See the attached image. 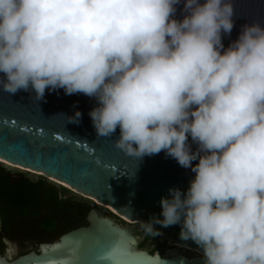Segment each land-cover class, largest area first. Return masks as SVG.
<instances>
[{"label": "clouds", "instance_id": "obj_1", "mask_svg": "<svg viewBox=\"0 0 264 264\" xmlns=\"http://www.w3.org/2000/svg\"><path fill=\"white\" fill-rule=\"evenodd\" d=\"M235 19L234 0H0V89L93 98L96 136L189 169L139 229L179 225L202 264H264V21L225 46Z\"/></svg>", "mask_w": 264, "mask_h": 264}, {"label": "water", "instance_id": "obj_2", "mask_svg": "<svg viewBox=\"0 0 264 264\" xmlns=\"http://www.w3.org/2000/svg\"><path fill=\"white\" fill-rule=\"evenodd\" d=\"M234 8L236 19L231 35L222 36L225 46L230 39H235L241 24L254 19L264 21V0H234ZM179 16L178 6L177 18ZM94 104L93 98L83 94L66 95L63 89H46L40 101L23 90L10 95L0 89V159L52 177L132 222L159 217L160 198L168 195L170 187L186 190L193 174L163 151L144 156L136 164L133 158L114 147L112 141L119 134L118 128L111 138L96 136L88 115ZM74 109L81 112L79 123L66 122L62 115H57H71ZM4 119H7V125L3 124ZM56 137H60V142ZM82 145L88 153L94 152L100 166L93 163V155L80 151ZM121 167L127 172L109 175V170L115 172ZM11 173L22 175L19 172ZM22 176L18 177L17 182ZM68 198L82 201L73 196ZM87 221V225L61 235V230L50 233L24 231L18 234L1 231L12 243L14 251L12 259L0 254V264H36L47 258L70 259L82 240L89 247V255L84 259L92 261L98 239L105 244L119 240L133 252L127 258L139 264H202V257L199 256L188 258L177 253L162 257L142 249L130 230L116 224L98 207L88 211ZM153 226L171 243L200 251L191 241H180L179 225ZM43 241L46 242L40 243ZM38 244V250H31L37 248Z\"/></svg>", "mask_w": 264, "mask_h": 264}, {"label": "flooded vegetation", "instance_id": "obj_3", "mask_svg": "<svg viewBox=\"0 0 264 264\" xmlns=\"http://www.w3.org/2000/svg\"><path fill=\"white\" fill-rule=\"evenodd\" d=\"M3 172L12 185L18 184L24 179H28L25 176H22L18 173H11L5 169ZM19 176H22V179L17 182ZM28 180L37 183L36 186L39 192L38 194L40 197H42V199H39L38 204L29 211V217L27 218L16 215L11 217L9 216V218L4 219L0 216V235L1 231L4 233L13 232L14 234H18L24 231L50 233L57 232L59 230L62 231L59 234L61 235L62 233H65L76 227L87 225V213L92 207L109 209L107 206L103 207L101 206V203H97L93 200L92 201L94 202L95 206L89 207L87 206L86 202L75 199L72 200L65 195H61L52 184H48L47 182L41 180ZM62 187L65 188L64 186ZM65 189L71 191L70 189ZM44 196L45 198H43ZM47 225L51 226L49 227ZM44 242L46 241L40 243ZM4 243L5 242L3 238L0 237L1 246L4 245ZM39 244L37 245V248L31 250H38Z\"/></svg>", "mask_w": 264, "mask_h": 264}, {"label": "rangeland", "instance_id": "obj_4", "mask_svg": "<svg viewBox=\"0 0 264 264\" xmlns=\"http://www.w3.org/2000/svg\"><path fill=\"white\" fill-rule=\"evenodd\" d=\"M0 166L3 167L5 170L10 171V172H19L23 176H25L28 179L33 180V181H37L38 179L45 180L46 182L54 185L61 195H65L67 197L73 196L75 198H78V199L86 202L89 207L95 206V204L93 202L94 201L93 199L85 197V196H83L81 194H78V193L72 191L69 187H66V186H64L62 184H59L57 182H54V181L50 180L46 175L35 174V173H32L30 170H26V169L14 168V167H11V166L7 165L3 161H0ZM62 186H64L67 189H70L71 191L66 190ZM101 210L106 216H108L109 218L114 220V222L116 224H118L120 226H123V227L127 228L128 230H130L132 232V234L136 237V240H137L139 246L142 249H145V250H147L150 253L159 254L162 257H168L170 255L177 254V253H182V254H184L187 257H191V256L194 255L193 251L187 250V249H185L183 247H178L175 243L173 244V243L170 242V240H167V239H166V241H167L168 247L161 252L159 249L156 248V243L159 242V240H161L162 238H164L163 234L162 235H158V236L153 237V238L150 237L148 240H144V234L139 229V220L130 222V221H127L126 219H124L123 217L119 216L118 214L114 213L110 209L103 208ZM0 237L3 238V240L5 242L4 245H2V246L0 244L1 254L2 255H6L5 251H6L7 248L12 247V243L10 241H8L3 236L2 233H1ZM6 256L8 258H10V259L13 258V254L11 256H8V255H6Z\"/></svg>", "mask_w": 264, "mask_h": 264}, {"label": "trees", "instance_id": "obj_5", "mask_svg": "<svg viewBox=\"0 0 264 264\" xmlns=\"http://www.w3.org/2000/svg\"><path fill=\"white\" fill-rule=\"evenodd\" d=\"M3 171L4 168L0 166V216L4 219L16 215L29 217V211L38 204L39 199H42L38 194L37 183L24 179L20 183L12 185ZM47 226L50 227L51 225ZM149 238L150 236L144 235V240ZM167 247L168 244L165 238L156 243V248L161 252Z\"/></svg>", "mask_w": 264, "mask_h": 264}, {"label": "snow or ice", "instance_id": "obj_6", "mask_svg": "<svg viewBox=\"0 0 264 264\" xmlns=\"http://www.w3.org/2000/svg\"><path fill=\"white\" fill-rule=\"evenodd\" d=\"M7 123V119H4L3 124L7 125ZM55 139L57 140V142H60V137H56ZM80 151L85 152L89 155L94 154V152L88 153L85 146L83 145L80 147ZM93 163L100 166V162L94 157V155ZM125 172L127 171L121 167L115 172L109 170V175L124 174ZM92 254L95 256L94 260L88 261L84 259V257L89 255V247L88 244H86L82 240L80 241L79 249L76 252L72 253L70 259L61 260L47 258L36 262V264H139V262L127 258L133 255V252L119 240H116L110 244H105L102 240L98 239L96 241L95 251Z\"/></svg>", "mask_w": 264, "mask_h": 264}, {"label": "bare ground", "instance_id": "obj_7", "mask_svg": "<svg viewBox=\"0 0 264 264\" xmlns=\"http://www.w3.org/2000/svg\"><path fill=\"white\" fill-rule=\"evenodd\" d=\"M0 161H3L4 163H6L7 165H9V166H11V167H14V168H20V169H26V170H30L32 173H35V174H40V175H44L43 173H41V172H39V171H34V170H31V169H28V168H24V167H21V166H18V165H16V164H13V163H10V162H7V161H5V160H3V159H0ZM50 180H52V181H54V182H57V183H59V184H62V185H64V186H66V187H69V186H67L66 184H64V183H62V182H60V181H58V180H56V179H54V178H52V177H49V176H47ZM72 191H74V192H76V193H78V194H81V195H83V196H85V197H88V198H91V197H89V196H86V195H84V194H82V193H80V192H78V191H76L75 189H73V188H71V187H69ZM91 199H93V198H91ZM94 200V199H93ZM95 201V200H94ZM97 202V201H96ZM98 203V202H97ZM101 206H103V207H106L105 205H103V204H101ZM100 210H101V208H99ZM110 209V208H109ZM111 210V209H110ZM124 219H126L125 217H123ZM127 221H130V220H128V219H126ZM114 221V220H113ZM131 222V221H130ZM120 226V225H119ZM123 227V226H122ZM174 244V243H173ZM178 247H183V248H185V249H187V250H191V251H193L194 252V255L193 256H199V257H202V255H201V252L200 251H198V250H196V249H194V248H191V247H188V246H185V245H181V244H177V243H175ZM178 254H181V255H183V256H185L184 254H182V253H178ZM187 257V256H186ZM192 257V256H191ZM189 258V257H188Z\"/></svg>", "mask_w": 264, "mask_h": 264}]
</instances>
